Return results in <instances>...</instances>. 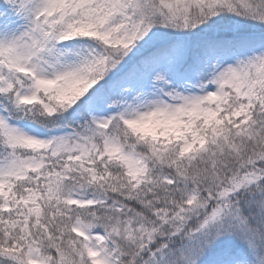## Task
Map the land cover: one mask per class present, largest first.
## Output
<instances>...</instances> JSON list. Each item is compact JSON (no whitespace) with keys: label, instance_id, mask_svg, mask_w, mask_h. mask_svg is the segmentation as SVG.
Masks as SVG:
<instances>
[{"label":"snow or ice","instance_id":"snow-or-ice-1","mask_svg":"<svg viewBox=\"0 0 264 264\" xmlns=\"http://www.w3.org/2000/svg\"><path fill=\"white\" fill-rule=\"evenodd\" d=\"M0 264H264V0H0Z\"/></svg>","mask_w":264,"mask_h":264}]
</instances>
